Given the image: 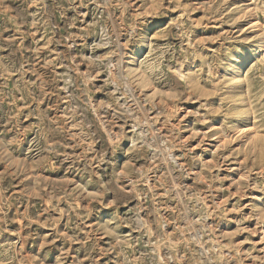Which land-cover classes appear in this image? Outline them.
I'll list each match as a JSON object with an SVG mask.
<instances>
[{
  "label": "rangeland",
  "instance_id": "obj_1",
  "mask_svg": "<svg viewBox=\"0 0 264 264\" xmlns=\"http://www.w3.org/2000/svg\"><path fill=\"white\" fill-rule=\"evenodd\" d=\"M0 264H264V0H0Z\"/></svg>",
  "mask_w": 264,
  "mask_h": 264
},
{
  "label": "bare ground",
  "instance_id": "obj_2",
  "mask_svg": "<svg viewBox=\"0 0 264 264\" xmlns=\"http://www.w3.org/2000/svg\"><path fill=\"white\" fill-rule=\"evenodd\" d=\"M247 130V129H246Z\"/></svg>",
  "mask_w": 264,
  "mask_h": 264
}]
</instances>
